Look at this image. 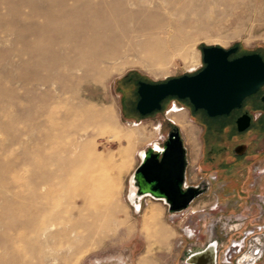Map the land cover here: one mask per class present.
Segmentation results:
<instances>
[{"label":"rangeland","instance_id":"obj_1","mask_svg":"<svg viewBox=\"0 0 264 264\" xmlns=\"http://www.w3.org/2000/svg\"><path fill=\"white\" fill-rule=\"evenodd\" d=\"M58 1L0 0V264H138L143 257L151 264H189L192 252L215 239L221 264H229L230 256L232 264H241L245 257L248 264H264V255L255 258L258 250L264 249V209L259 205L264 200V116L256 123L252 120L244 130L237 126L238 117L246 111L257 117L264 100L251 106L247 96L240 108L218 116H209L205 110L197 115L188 99L175 96L166 97L161 109L149 114L141 115L136 109L137 80L160 82L197 72L204 66V46H237L231 56L257 52L264 57V0H89L95 7L105 5L121 18L132 16L136 23L166 27L161 33L157 29L136 32L130 42L123 38L109 60L88 69L92 81L64 65L72 59L87 63V58L63 52L65 63L56 66L62 43L56 37L52 42L46 35L59 27L62 17L55 15L50 21L52 31L39 32L47 15L44 18L42 6L37 4L49 2L50 13H56ZM66 4L72 6L74 1L66 0ZM169 20L173 27H181L174 40L170 33L175 28L167 26ZM107 23L117 26L112 19ZM194 59L197 64L189 66ZM38 81L46 85L36 84ZM174 103L181 110L191 109L189 119L198 125L204 116L223 127L221 134L229 126L223 135V140L229 141L226 153L237 154L240 144L235 143H250L246 154L238 155L243 156V175L234 167V177L215 179L213 168L223 167L207 161L201 164L202 158L197 161L203 132L193 130L187 119L185 126L175 124L168 115ZM171 123L179 128L186 147L187 182H205L207 189L180 212L168 211L163 201L149 196L137 210L129 192L130 176L141 161L139 152L155 141L162 142ZM129 131L139 139L128 142L119 138ZM122 149L127 150L125 156L120 154ZM73 169H99L102 182L92 199L84 202L80 194L85 187L70 174ZM221 169L220 173H230ZM56 182L60 186L54 185ZM252 186L257 191L252 192ZM245 193H250L248 206L257 209L253 217L248 210L241 215ZM150 203H156L158 226L166 234L161 242L141 228L143 210ZM114 216L120 224L113 223ZM248 219L251 223L245 226ZM49 223L55 224L53 229L46 227ZM235 224L241 228L233 229ZM74 225L79 226L77 231ZM253 226L256 230L252 233ZM233 239L240 243L244 239L247 244L241 243L239 250Z\"/></svg>","mask_w":264,"mask_h":264},{"label":"water","instance_id":"obj_2","mask_svg":"<svg viewBox=\"0 0 264 264\" xmlns=\"http://www.w3.org/2000/svg\"><path fill=\"white\" fill-rule=\"evenodd\" d=\"M237 46L223 48L218 45L202 47L204 66L193 74H182L160 82L139 80L136 109L141 115L160 110L161 102L168 96L188 99L193 109H203L209 116L229 114L240 108L243 100L255 93L264 83V60L257 52L244 53L229 58ZM251 116L245 112L237 119L239 130L250 125ZM245 151L239 145L236 152ZM187 159L179 128L174 127L161 146H149L132 174L135 188V209L140 208V198L145 194L162 200L170 212H180L202 193L190 186L183 188ZM217 240L201 250L192 252L189 264H216Z\"/></svg>","mask_w":264,"mask_h":264},{"label":"bare ground","instance_id":"obj_3","mask_svg":"<svg viewBox=\"0 0 264 264\" xmlns=\"http://www.w3.org/2000/svg\"><path fill=\"white\" fill-rule=\"evenodd\" d=\"M73 1H74V4L72 6H68L67 7L66 0H59L57 2V4H56V5L59 6V9L57 10L56 13H52V12L50 13L52 5L48 4L49 2L48 3L47 2L46 3L45 2H43V3L39 2V4H37V6H39V7L42 6V8H39V9H41V10L43 9L44 12H43L42 15L44 16V18L47 15V21L45 22V20H44L45 23H42L43 25L40 24L41 26H39L40 28H38V29H40L39 30L40 33H42V34L44 33V35H45V33L50 32V30H51L49 28L50 25H51L50 21H52L53 18L55 19V15L59 16V17H62V21L60 19L61 23L58 22L59 23V27H58V25H57V28L55 26V28H53V32L51 33V35L50 34L46 35L47 38L49 37L50 41L56 42L55 39H54V37H56L57 38V42L59 41V42L62 43L61 50H60V52L57 53L56 66L59 67V66H62L65 63L64 59H63V56H62L63 52L73 53L75 56H79L80 59L81 58H87L86 60L87 61L89 60V62H87V63L82 62V61L79 62L78 60L72 59V60L67 61L64 64L69 70L76 69L78 71H81L82 72V78L85 81H92L93 80V78L87 72L88 69L97 66L99 63H101L103 61L109 60L107 58H109L112 54L117 52L118 46L121 43V40L123 38H127L128 41L130 42L132 40L131 38H134L136 36L135 35L136 32H139V31L152 32V31H154V29H157L158 32L161 33V32H164L163 30H165V28H166L163 25L162 26L159 25V26H155L154 27V26H152V23H150L151 24L150 25L148 22H144V21L136 23V22H134L132 20V18H133L132 16L127 17V19L121 18L117 14H114V12H112V9H109V10L106 9L105 5H100V6H96L95 7L92 4H90L89 0H87V1H85V0H73ZM133 1L135 3L136 0H133ZM144 2H146V0ZM134 3H132V4H134ZM142 3H143V1H142ZM136 4H139V3H136ZM135 5H133V6H135ZM162 5H163V3H162ZM112 7H113V5H112ZM163 8H166V7L163 6ZM54 11H55V9H54ZM117 12H118V10L116 9V13ZM169 14H174V12L173 11H169ZM109 19L115 20V22L117 23V26L116 27L110 26L107 23ZM55 21H58V19L55 20ZM52 24H54V23L52 22ZM156 25H158V24H156ZM167 26L168 27H173L171 20H169L167 22ZM173 28H175V31L170 33V36H171L172 40H174L175 35H177V33L181 31V27L180 26H175ZM39 37H42V36L40 35ZM52 37H53V39H52ZM197 62L198 61L194 59L189 64V66H194V65L197 64ZM101 73L102 74L100 75V77L103 78L105 73L104 72H101ZM35 83L39 84V85H46L45 82H43V81H38V82H35ZM62 90H64V89H62ZM178 106L179 105L174 103L172 105V107L168 110V115H169L170 119L173 122H175L176 124H178L180 126H185L186 123H187L186 122L187 120H186L184 111L181 110V108H179ZM97 113H101V112L97 111ZM139 129H140V127H139ZM135 130H137V129H134V131ZM79 137H81V135H79ZM119 138L120 139L124 138L128 142H132V141H135L136 139H139L138 136L135 133H130V131H129V133L125 132L124 134H120ZM151 146L158 147V142L155 141ZM140 151L141 152H139V157H140V160H141L144 157V155H145V149L140 150ZM126 152H127V150H125V149L120 150L121 156H125L127 154ZM76 162H78V161L77 160H73V163H76ZM99 169H101V168H99ZM99 169H97V170L99 171ZM97 170L95 172V169H92V170L90 169L88 171H83V170H80V169H73L72 172H70L71 175H75L76 177H78L80 179V183L85 187V191H82L81 194L79 192V194L83 196L84 202H86V200L89 199V198L92 199V196L94 197L95 192L97 191L98 185H100V183L102 182L101 177H100L102 174H100V176H99L98 173H97ZM28 178L30 179L29 176H28ZM29 179H28V181H30ZM25 180H26V182H25V184H26L27 183V177L25 178ZM57 180H58V178L56 179V181ZM31 182L32 181H30L29 185L32 184ZM44 182L47 184L46 181H44ZM132 182H133V180H132V175H131L130 176L131 188H130V192H129V198L131 200H134V198H136V192H135L134 186L132 185ZM45 183L44 184L42 183V184L46 186ZM57 183L58 182H56V184H54V185L60 186L59 183L58 184ZM77 186H79V185H77ZM29 187H31V186H28V188ZM72 190H74V189H72ZM29 195H30V191H29V194L27 193V197ZM57 196H58V194H57ZM65 196L67 197V194L64 195V197ZM145 196H149V197H151L153 199L160 200V199H157V198H154V197L150 196L149 194H145L144 197ZM61 197L62 196L60 195V198ZM144 197L140 198L141 199L140 200V207H141L142 199ZM78 198H80V196ZM81 199H80V201H81ZM57 203H58V201H57ZM135 203L137 204L136 201H135ZM70 205H72L71 202H70ZM37 207H38V205H37ZM39 209H45V208L44 207L41 208V206H40ZM113 210H115V208ZM43 212H42L41 215H43L45 213V212L44 213ZM114 213H116V212H114ZM158 214H159V210H158V207L156 206V203H152V204L150 203V205L145 207L144 210H143L142 219H141V228L145 231V233L148 236H153V237H155V239H157V241L161 242V240H164V238H166V236H165L166 234H164V230L161 227L158 226V222H160L158 220ZM78 215H79V213H78ZM56 220H52V222L53 221L57 222ZM112 221L115 224L116 223L117 224L121 223V221H118L115 218V216L112 219ZM54 225L55 224L49 223V225L46 226V227L48 229H50ZM64 225H65V222H64ZM42 226H44V225H42ZM74 226L76 227L75 229L77 231L78 230L77 227H79V226L78 225L77 226L74 225ZM74 226H70V227H74ZM52 229H53V227H52ZM70 229H67V231L70 230ZM38 230H39V228H38ZM41 231H42V229L40 230V232ZM43 232H44V230H43ZM73 233L76 234L75 231H73ZM73 233L70 236H73ZM46 234L47 233H45V236H46ZM51 234H53V232ZM41 237H42V235H41ZM150 238L148 240H151V242L153 243L154 240H152ZM138 264H151V263L149 262L148 259L143 257V258L139 259ZM207 264H209V263H207Z\"/></svg>","mask_w":264,"mask_h":264},{"label":"crops","instance_id":"obj_4","mask_svg":"<svg viewBox=\"0 0 264 264\" xmlns=\"http://www.w3.org/2000/svg\"><path fill=\"white\" fill-rule=\"evenodd\" d=\"M170 101L171 100L167 101L166 105H169ZM183 111H184L186 119L191 122V124H189L190 127H192L193 130H195L197 128L203 132L204 140H203V142L199 140L198 147H197L198 148L197 156H196L197 161L200 158H202L201 162H203V161L209 162L208 158H211V160H212L211 163H216L218 166L223 167V169L213 168L214 170L217 171L219 179H223V178H226L228 176L234 177V175L232 174V169H234V167L237 168L236 173H238L239 175H243V168H244L243 166L244 165H242L243 162H241L243 160V156H238L240 154H233V153L230 154L228 152L227 153L225 152V151H227V147H225V146L229 143V141L223 140V137L225 136L224 134H227V132L229 131V126H228V129H226L225 133L221 134L223 127H219L215 123L209 122L207 119L204 118V116H201V117L198 116V117H200L199 122H201L203 126L198 125L195 121H192L191 119H189V117L192 116L191 109L185 108ZM262 117L263 116L256 119L255 123H256V121H260ZM236 138H237V136H235V139ZM213 140L217 143L215 144V142H212ZM234 141H237V140H234ZM235 144H237V143H235ZM223 154H225V155L221 156ZM220 169L223 171H224V169H226V170L228 169V172H230V173H228V174H226V172L220 173V171H219ZM246 172H248V169L246 170ZM249 172H250V170H249ZM246 175H247V173H246ZM246 175H244V176H246ZM252 187L254 188L252 192H254L255 190L257 191V188L255 186H252ZM239 190L241 192H243V190L241 188ZM213 193H215V192H213ZM249 194L248 193L244 194V197H246V200H247V196ZM216 199H217V197H216ZM217 203L220 204L221 202L218 201V199H217ZM225 205L227 207V205H230V203L228 202Z\"/></svg>","mask_w":264,"mask_h":264},{"label":"flooded vegetation","instance_id":"obj_5","mask_svg":"<svg viewBox=\"0 0 264 264\" xmlns=\"http://www.w3.org/2000/svg\"><path fill=\"white\" fill-rule=\"evenodd\" d=\"M238 55H241V54H236V55H234V56H230L229 58H233V57H235V56H238ZM262 58H263V60H264V57L262 56ZM190 74H193V73H190ZM139 80H137V82H138ZM250 96V105L251 106H254L257 102L256 101H258L259 99L260 100H264V83L262 84V85H260L259 87H258V89H257V91L255 92V93H253V94H251V95H249ZM175 102V101H174ZM171 103V102H170ZM243 103V102H242ZM242 106V105H241ZM203 109H197V110H195V112L194 113H196L197 115H201V111H202ZM257 110H259V114H258V116L257 117H255L254 118V116H253V114H249V112H247L250 116H251V121H250V124H251V122H252V120H256V119H258L259 117H261V116H264V104H262L261 105V107H260V109H257ZM192 111H193V109H192ZM245 113V112H244ZM242 115V114H241ZM250 126V125H249ZM248 126V127H249ZM174 127H176V126H174V125H172L170 128H169V130L167 131V134H166V137L164 138V140L162 141V142H159L158 143V146H161L162 145V143L167 139V136H168V133L174 128ZM237 144H240V145H244L245 146V151L243 152V153H241L242 155L244 154H246V152L248 151V149L251 147L250 146V143H245V142H240V143H237ZM252 144V143H251ZM236 145V144H235ZM238 147V146H237ZM236 147V148H237ZM237 153V152H236ZM186 154H187V152H186ZM237 154H239V153H237ZM225 154H223L222 156H224ZM186 159H187V157H186ZM208 161H209V163L211 164V158H208ZM204 162V161H203ZM203 162H201V164L203 163ZM205 163H208V162H205ZM186 169H187V164H186ZM186 169H185V177H184V180H183V188L185 189V188H188V187H190V186H193V187H197L198 189H201L202 190V193L201 194H203L205 191H206V189H207V185H206V183L205 182H202V181H199V182H197V183H191V184H189L188 182H187V180H186ZM215 172H217L216 170H215ZM217 176H218V174L217 175H215V179H217ZM201 194H199V195H201ZM198 195V196H199ZM197 196V197H198ZM196 198V197H195ZM194 198V199H195ZM217 199L221 202V200L217 197ZM194 201V200H193ZM192 201V202H193ZM259 202V201H258ZM259 205H260V208H263L264 209V200H261V202L259 203ZM242 208H244V211H242V213H241V215L242 216H244V212L246 211V210H248L247 211V214H249V216L250 217H253L255 214V211L257 210L256 209V207L255 206H248V204H247V200H246V203H244V204H242L241 205V208L240 209H242ZM236 212V211H235ZM234 213V212H233ZM233 213H231V214H233ZM247 218H249V217H247ZM248 223H251V220H247V221H245V226L248 224ZM260 226V225H259ZM258 226V227H259ZM231 227L233 228V229H239V228H241V227H239V225L238 224H235V225H231ZM254 227V226H253ZM260 229L262 228V227H259ZM245 229V227L244 228H242L241 230H244ZM240 230V231H241ZM255 230H256V228L254 227V229H253V231H251L252 233L253 232H255ZM263 234H264V232H263ZM255 235V234H254ZM259 235V234H258ZM247 238V237H246ZM246 238H244V239H246ZM242 240V244H243V246L245 247L246 246V240ZM259 240L260 241H262L260 238H259ZM252 242V241H251ZM239 241H236L235 239H233V244H237V246H239V248H240V250H241V244ZM241 244V245H240ZM257 246H258V244H257V242L255 243ZM262 244H263V246H264V242H262ZM236 246V245H235ZM256 247V246H255ZM258 248V247H257ZM228 249H230V250H232V246H230ZM227 249V250H228ZM263 250L264 249H262V251H261V253H259V251H260V249L258 250V252H257V257H255L256 259L257 258H259V259H261L262 257H263V255H264V252H263ZM259 253V254H258ZM245 256H247V255H245ZM254 260V259H253ZM233 259L232 258H230L229 259V264H232L233 262ZM239 262H241V264H248L249 262H250V260L248 259V258H244L243 260H240ZM216 263L217 264H221V263H223V262H220L219 261V243L217 242V246H216ZM252 264H258V262L256 261L255 263H254V261H252L251 262Z\"/></svg>","mask_w":264,"mask_h":264},{"label":"built area","instance_id":"obj_6","mask_svg":"<svg viewBox=\"0 0 264 264\" xmlns=\"http://www.w3.org/2000/svg\"><path fill=\"white\" fill-rule=\"evenodd\" d=\"M181 108V107H180ZM239 247V246H238ZM239 250H240V248H239ZM230 258H231V256H230Z\"/></svg>","mask_w":264,"mask_h":264},{"label":"trees","instance_id":"obj_7","mask_svg":"<svg viewBox=\"0 0 264 264\" xmlns=\"http://www.w3.org/2000/svg\"><path fill=\"white\" fill-rule=\"evenodd\" d=\"M204 65V64H203ZM172 124V123H171ZM172 125H174V124H172ZM175 126V125H174Z\"/></svg>","mask_w":264,"mask_h":264}]
</instances>
